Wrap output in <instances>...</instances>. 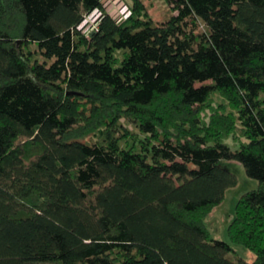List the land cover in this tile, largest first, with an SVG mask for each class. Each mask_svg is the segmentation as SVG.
Returning a JSON list of instances; mask_svg holds the SVG:
<instances>
[{
	"label": "trees",
	"instance_id": "trees-1",
	"mask_svg": "<svg viewBox=\"0 0 264 264\" xmlns=\"http://www.w3.org/2000/svg\"><path fill=\"white\" fill-rule=\"evenodd\" d=\"M129 1L0 0V264H264V0Z\"/></svg>",
	"mask_w": 264,
	"mask_h": 264
},
{
	"label": "rangeland",
	"instance_id": "rangeland-1",
	"mask_svg": "<svg viewBox=\"0 0 264 264\" xmlns=\"http://www.w3.org/2000/svg\"><path fill=\"white\" fill-rule=\"evenodd\" d=\"M144 6L149 9L148 14L154 20L161 19V12L165 10L161 0H141ZM129 0H104L103 7L115 19L121 20L127 14ZM96 27V16L86 19L85 30ZM95 30V29H93ZM228 142L232 144L231 137ZM225 168L234 172L237 175L238 185L225 193L224 199L220 205L214 207L210 214L206 217L205 223L210 236L214 240H220L228 243L234 250L237 257L242 258L247 262L254 259V254L246 250L242 246L233 245L230 243L227 234V227L234 216L235 206L242 194L257 187L255 180L246 177L242 166L236 162H225Z\"/></svg>",
	"mask_w": 264,
	"mask_h": 264
},
{
	"label": "built area",
	"instance_id": "built-area-1",
	"mask_svg": "<svg viewBox=\"0 0 264 264\" xmlns=\"http://www.w3.org/2000/svg\"><path fill=\"white\" fill-rule=\"evenodd\" d=\"M93 29H95V30H96V27H93Z\"/></svg>",
	"mask_w": 264,
	"mask_h": 264
}]
</instances>
